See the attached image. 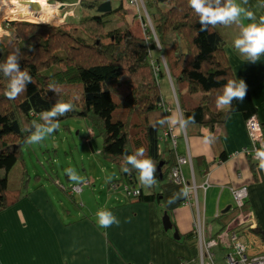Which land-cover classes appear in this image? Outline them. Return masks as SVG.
<instances>
[{"label":"trees","instance_id":"trees-1","mask_svg":"<svg viewBox=\"0 0 264 264\" xmlns=\"http://www.w3.org/2000/svg\"><path fill=\"white\" fill-rule=\"evenodd\" d=\"M46 1L78 3L87 19L77 28L4 23L5 32L10 30L15 39L0 40V63L15 49H20L21 70L29 72L33 83L28 84L17 99L9 100L5 96L8 80L0 73V214L22 203L29 194L25 191V176L19 187L12 189L9 185V175L23 158L24 140L29 134L21 128L32 121L43 123L39 113L50 110L57 101L74 105L72 112L59 118L60 123L69 118H81L98 127V135L103 138L100 153L117 165L120 182L141 192L138 198L130 200L158 202L161 194L153 189L169 176L170 154L175 151V156L176 153L187 156L180 154L177 148H169L167 136L163 137L169 133L167 125L152 126L159 119L170 116L173 101L165 99L162 93V83L169 84L160 63L162 56L166 59L184 118L195 114V124L186 128L189 134L190 129L197 128L199 132L216 130L224 136L231 115L241 114L246 121L257 116L253 87H247L243 103L234 100L231 108L216 107V97L222 94L224 84L237 78L227 56L226 40L218 26L200 32L199 18L187 0H142L146 9L144 20L148 21L149 17L156 37L154 39L149 30L147 40L134 38L129 28L120 27L126 15L123 3L132 7L128 0ZM106 2H110L111 10L98 12ZM108 15L112 17L105 20ZM118 15L123 17L119 18L120 22H117ZM156 42L161 47H157ZM151 59H155L154 63ZM88 79L95 84L94 88L88 87ZM53 80L62 86L58 95L48 88ZM187 95L196 101L187 100ZM262 127L264 130V125ZM164 140L167 141L165 147ZM92 143L90 140L89 144ZM140 147H144L146 157L156 163L157 183L150 189L139 185L134 170L130 175L120 170L123 154H133ZM220 157L221 161L227 159L225 152ZM232 211V216L224 214L215 220L221 225L219 234L239 213L237 207ZM255 233L264 242V228L257 227ZM193 237L191 233L186 239Z\"/></svg>","mask_w":264,"mask_h":264},{"label":"crops","instance_id":"crops-1","mask_svg":"<svg viewBox=\"0 0 264 264\" xmlns=\"http://www.w3.org/2000/svg\"><path fill=\"white\" fill-rule=\"evenodd\" d=\"M237 2L239 3L240 0ZM261 3H264V0H248L246 5H242L255 13L257 22L260 17L264 16V7L260 6ZM248 23L251 21H244L245 25ZM218 28L226 40L227 56L237 80L242 79L247 87H253V99L258 108L256 115L264 125V56H261L255 64L244 61L233 47V40L239 34L240 28L237 25L218 26ZM236 29L237 32H235ZM170 104V116L174 111L181 112L173 101ZM246 123L247 121L241 114H233L227 121L224 136H220L216 130L211 133L209 130L200 129L199 132L197 128L190 129V134L187 131V134L184 135L178 126L169 129L167 136L169 148L174 149L173 139H176L179 153L182 155L190 153L192 156V166H184L183 175L187 181L194 180L200 187L198 199L206 224L207 239H216L220 235L227 234V229L219 234L221 225L217 224L215 220L220 215H233L234 206H231L230 200L233 198L231 189L240 186L248 187L247 208L241 213L242 215L235 217L233 222L236 221V224L230 227L225 243H221L217 247L225 253L223 258H226L229 252L234 253L237 244L251 245L250 252L252 253L256 251L252 245L258 249H264V247H260L259 239L254 233L257 227L264 228V172L257 171L258 161L255 163L250 161L243 153V149L251 145ZM208 134L215 137L211 144L203 142L204 137ZM166 142L164 140V147L167 146ZM222 152H225L227 156L225 161L220 160ZM170 159L172 169L175 165L174 152L170 154ZM183 188L180 184L167 178L166 181L154 186L153 190L161 194L158 202L143 203L126 197V203L130 205L133 214L130 213L126 219L118 218L119 225L113 224L106 229L107 232H113V239L107 238L109 245L96 250L94 260H91L90 256H88L90 262L84 259V264H101L100 257H102L103 251L107 256L105 259L107 264H209V259L202 256L197 237L186 239V236L193 233L196 209L186 203V196H180L175 203H167L174 193H179ZM20 204L0 214V264H22L23 226H29L30 223L27 221L37 219V215L21 210L17 211ZM139 207L145 208L142 214L138 213L137 208ZM165 213L169 214L173 225V229L169 231H165L163 227ZM52 217L54 219L50 218V226L57 224L55 222L57 214L53 213ZM72 220V224L78 223L77 219L72 218ZM124 225L125 230H123ZM77 226L80 233L85 230L84 227H80L81 225ZM97 230L103 232L104 229L98 227ZM176 231L180 236L179 240L174 237ZM235 231L240 236L237 243L231 241ZM122 233H127L129 238L124 240L125 243H116V239H119ZM53 238L58 241L57 244L54 243ZM230 243L231 247L227 248ZM66 250H68V254ZM87 252L86 249L69 250L67 247L64 248L59 242L58 235L50 228V264H72L75 260L69 262V256L87 254ZM213 254L216 264L225 262L217 258L216 252ZM78 257L75 256L74 259ZM26 264H49V262L36 260L35 263Z\"/></svg>","mask_w":264,"mask_h":264},{"label":"rangeland","instance_id":"rangeland-1","mask_svg":"<svg viewBox=\"0 0 264 264\" xmlns=\"http://www.w3.org/2000/svg\"><path fill=\"white\" fill-rule=\"evenodd\" d=\"M57 3L59 5L62 4L60 2ZM137 3V6L130 7L124 2L125 18L120 22L123 17L118 15V19H120L117 22H120V27L129 28L134 38L147 40L150 35L148 31L151 30L154 39H156L149 17H147L148 21L147 19L144 20L146 9L143 1L141 0L140 3L139 1ZM65 5L64 10H57V18L54 21L27 23L49 28H63L66 26L77 28L79 23L86 21V15L81 12L80 4L65 3ZM111 17L112 15H108L105 20ZM9 20L4 18L0 21V30L3 31L2 34L0 33V40L12 37L15 39L10 30L5 32V22L11 24L24 22ZM60 20L62 21L60 22ZM218 31H220L219 28ZM235 32H237V29ZM85 37L88 38L87 36ZM24 42L27 43L28 40H24ZM32 42L34 43V41ZM23 55L25 57L27 54ZM28 55L32 56L30 52H28ZM36 55L38 56V54ZM154 61L155 59H151L152 63ZM160 63L163 65L169 80V84L162 83L164 98L173 100L174 105L180 110L174 84L164 56L160 57ZM86 82L89 88L95 87L92 80L88 79ZM167 85H169V88ZM186 99L196 101V98H192L189 95L186 96ZM182 132V134L186 135L187 129H182ZM98 134V127L89 120L69 118L60 123L58 131L47 137L40 144L23 147V158L10 173L9 185L12 189L19 187L25 176L27 183L25 191H29V194L17 207V211L34 213L37 215V219L29 220L27 222L30 225L23 226L24 231L22 230L21 237L22 264L35 263L36 260H44L50 264V228L58 235L59 242L64 248L67 247L69 250L86 249L88 251L87 254L69 256V262L75 260L72 264L77 261L78 263L76 264H84V259L90 262L88 256L91 257V260H94V252L101 247L105 248L106 245H109L108 239H113V232H107L106 229L102 230L103 232L97 230L96 213L101 210H107L119 219H126L132 213L130 205L126 203V185L119 181L120 174L117 165L104 158L100 153L103 138ZM166 134L169 135L166 132L163 137H166ZM90 140L93 141L92 145L89 144ZM173 140L175 141L176 139ZM187 156L192 157L190 153ZM187 165H191L189 160ZM67 168L75 169L79 176L83 178L82 181L80 183L70 181L64 171ZM109 175L112 176L111 182H107L106 179ZM74 187H80V191L70 195ZM230 200L231 206H235L233 198H230ZM144 207L137 208L139 214L145 211ZM133 212L135 211L133 210ZM53 213L57 214V218H55L57 224L50 226V218L54 219L52 217ZM72 218L77 219L78 223L72 224ZM77 225H81L80 227H84L85 230L80 233ZM125 228L124 225L123 230ZM128 238L127 233H122L121 237L116 239V243H125L124 240ZM53 239L54 243L57 244L58 241L55 238ZM259 242L264 245L261 239ZM66 251L68 254V250ZM213 252H216L220 261H225L223 264H227L226 258H223L224 252L217 248ZM75 256L79 257L74 259ZM106 257V253L103 251L102 257H100L102 259L101 264H107L105 262Z\"/></svg>","mask_w":264,"mask_h":264},{"label":"clouds","instance_id":"clouds-1","mask_svg":"<svg viewBox=\"0 0 264 264\" xmlns=\"http://www.w3.org/2000/svg\"><path fill=\"white\" fill-rule=\"evenodd\" d=\"M187 3L190 9L199 18L200 32L209 31L210 28H215L217 26L229 27L237 25L240 31L233 40V47L239 56L244 61L253 64L259 61L261 56H264V16L260 17L257 22L255 13L242 6L246 5L248 0H240L239 3L237 0H187ZM260 6L264 7V3H261ZM245 20L251 21V23L245 25ZM27 47L29 51L32 50L31 46ZM157 47H161V45L157 43ZM20 56V49L17 48L7 56L4 62L0 63V73L8 80L5 96L9 100L17 99L26 91L27 85L33 83V77L29 72L27 70H21L19 63ZM217 79L219 80L221 78L218 77ZM48 88L58 95L61 92L62 86L53 80L48 84ZM246 93L247 84L244 80L229 79L223 86L222 94L216 97V107L218 109L231 108L234 100L243 103ZM73 110L74 105L72 103L57 101L50 110L40 112L39 116L43 123L32 121L30 125L21 128L22 132L29 133L24 140V144L33 146L43 142L47 137L59 130V118ZM32 111L34 110L30 109V112ZM253 119H255V117H253ZM157 124L161 127L167 125L169 129L176 128L177 126L179 129H186L189 125L195 124V114L184 118L182 112L174 111L171 116L159 119L152 126L156 127ZM214 139L215 137L212 134H208L204 137L203 142L205 144H211L214 142ZM145 153L146 149L140 147L133 154H123V163L120 170L129 175L134 170L137 173L139 185L150 189L157 183L155 176L156 163L150 157H146ZM243 153H241V155H243ZM253 159L256 161L251 159L250 161L254 163L258 161L257 171L264 172V143H261L260 147L254 150ZM64 171L72 182L80 183L83 179L73 168H67ZM106 179L107 182H111L112 176L109 175ZM138 194L139 193H137V195ZM187 195L188 189L183 188L179 193H174L173 196L168 199L167 203H175L180 196ZM243 211H245V209ZM237 215H239V213ZM96 223L97 227L107 229L113 224L119 225V220L112 212L101 210L96 213ZM237 246L239 247V245Z\"/></svg>","mask_w":264,"mask_h":264},{"label":"built area","instance_id":"built-area-1","mask_svg":"<svg viewBox=\"0 0 264 264\" xmlns=\"http://www.w3.org/2000/svg\"><path fill=\"white\" fill-rule=\"evenodd\" d=\"M132 6H137L138 1L140 3L141 0H128ZM255 117V119H253ZM251 117L247 120L246 127L251 140V146L243 149L244 154L251 160L253 159L254 150L259 148L261 143H264V130L261 122L258 120L256 116ZM167 135V134H166ZM168 136V135H167ZM174 141V140H173ZM174 148H176V140L173 142ZM188 160L192 166V159L189 156H181L178 153L176 154L175 165L170 172V179L177 184H180L182 187L188 189V195L186 196V203L192 205L196 209V222L194 224V232L198 239V243L201 247L202 256L207 257L209 259V264H214V254L213 250L220 246L221 243H225L226 237L228 236V232L230 231V227L236 224L235 222H231L229 227L227 228V234L220 235L216 239L208 240L205 234V221L200 209V203L198 199V189L200 188L196 182L187 181L183 175V167L186 166ZM205 188V187H204ZM74 192L80 191V187H74ZM125 193L130 198H137L140 195L139 190L131 189L129 187L125 188ZM137 193H139L137 195ZM232 197L235 202V207L239 210V215L243 213L246 201L248 199L249 191L247 186H240L231 189ZM238 215V216H239ZM242 215V214H241ZM233 231V230H232ZM240 236L237 231L232 234V242L237 243ZM258 238V237H257ZM260 240V238H258ZM239 245V247L237 246ZM234 248V253H228L226 256L227 264H264V249L255 248V252H250L251 245H242L237 244ZM231 247V243L227 248ZM260 247H264V245L260 244Z\"/></svg>","mask_w":264,"mask_h":264},{"label":"bare ground","instance_id":"bare-ground-1","mask_svg":"<svg viewBox=\"0 0 264 264\" xmlns=\"http://www.w3.org/2000/svg\"><path fill=\"white\" fill-rule=\"evenodd\" d=\"M31 3L39 4L40 9L34 10L30 6V4H28V3L24 4V3H21L20 1L0 0V21H2V19L6 18L7 20L10 19V21H24V22L37 23V22L54 21L57 18V10L60 8L59 4L56 6H52V5H49L46 0H35V1H31ZM61 21L62 20H60V22ZM2 32L3 31L0 30L1 34H2ZM170 172H169L168 178H170ZM126 187H129V186H126ZM129 188L139 190L137 188H132V187H129ZM139 192H140V190H139ZM74 193L75 192L72 189L70 195H73ZM125 195H126V197H128L126 193H125ZM128 198L130 199V197H128ZM234 208H235V206H234ZM165 216H169V214L165 213ZM193 234H194V236H196L194 230H193ZM205 234H206V232H205Z\"/></svg>","mask_w":264,"mask_h":264},{"label":"water","instance_id":"water-1","mask_svg":"<svg viewBox=\"0 0 264 264\" xmlns=\"http://www.w3.org/2000/svg\"><path fill=\"white\" fill-rule=\"evenodd\" d=\"M31 1H35V0H23V1H20L21 3H24V4H30V6L34 9V10H39L40 9V5L37 4V3H31ZM49 5H52V6H56L58 5V3L56 1H47ZM66 7L65 4H61L60 5V10H64ZM111 10V5H110V2H106V3H103L99 9H98V12L100 13H105V12H109ZM10 21V20H9ZM163 227H164V230L165 231H169V230H172L173 229V225H172V222H171V219L169 216H165L164 219H163ZM175 239L179 240L180 239V236L178 234V232L176 231L175 232V235H174Z\"/></svg>","mask_w":264,"mask_h":264}]
</instances>
